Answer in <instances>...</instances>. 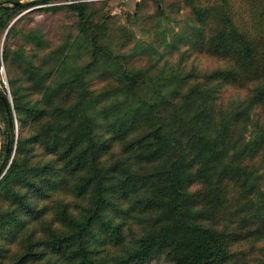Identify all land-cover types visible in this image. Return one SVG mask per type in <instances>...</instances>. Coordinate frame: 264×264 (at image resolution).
<instances>
[{
    "label": "trees",
    "instance_id": "1",
    "mask_svg": "<svg viewBox=\"0 0 264 264\" xmlns=\"http://www.w3.org/2000/svg\"><path fill=\"white\" fill-rule=\"evenodd\" d=\"M60 1L0 0V33L13 36L24 9L53 4L42 10L76 15L91 48L70 73L60 59L68 44L47 52L50 69L35 62L51 45L38 31L25 34L37 57L4 49L26 79L9 81L14 105L0 88V264H264L237 229L214 223L240 196L255 206L246 238L264 240V125L253 122L264 110V0L177 4L189 15L180 41L221 64L184 59L182 73L152 82L149 99L144 71L101 42L92 3ZM230 89L247 96L221 107ZM16 120L30 130L17 141Z\"/></svg>",
    "mask_w": 264,
    "mask_h": 264
},
{
    "label": "rangeland",
    "instance_id": "2",
    "mask_svg": "<svg viewBox=\"0 0 264 264\" xmlns=\"http://www.w3.org/2000/svg\"><path fill=\"white\" fill-rule=\"evenodd\" d=\"M37 1V0H30ZM82 2L92 3L89 14L95 24L101 25L99 36L101 42L107 47L114 50L116 54H121L127 61L130 69L144 71L146 79L141 94L148 99L153 94V81L163 80L174 74L183 72L181 61L186 65H195L201 69H214L221 62L212 59L203 54L195 53L188 50V47L180 41L179 35L187 28L188 11L179 9L177 4L183 0H81ZM145 1L146 8L140 12V15L134 16L137 12V6ZM26 3L27 1H22ZM72 1L62 0L54 3V5L65 6ZM157 5L162 9V14L158 15ZM46 4H37L35 6L24 9L14 20L15 34L7 36L9 31L0 33V80L3 86L1 90L7 95L11 104L14 105L11 93V78L26 79L22 70L17 66L5 64L3 60L4 49L10 48L15 52L22 49L27 58L35 56L34 44H27L25 34L34 30L40 32L46 42H50L48 51L43 52L37 60V64H44L46 68H51L50 57L47 52L58 49L68 44V48L60 59L66 62L67 73L75 68H80L88 64L90 58V46L83 41L79 29V19L76 15L67 10H61L57 14L42 10ZM12 22V23H13ZM37 57V56H35ZM62 76L57 74V80ZM104 81V80H103ZM24 83V82H23ZM25 87L27 85L23 84ZM98 87L102 84L99 82ZM221 93H224L221 92ZM28 100H36L39 95L26 91ZM246 91L230 89L221 99L215 101L221 104V107H228L232 102L240 100L239 97H246ZM264 110L259 109L253 115V122L258 121L260 126L264 125ZM0 110V128L4 129V120L1 117ZM16 116V115H15ZM246 136L254 134V126L250 127ZM29 127L23 128L18 120H16V140L19 137L29 134ZM3 143H5L3 139ZM16 155V153H14ZM13 155V157H14ZM262 180L264 183V169L261 170ZM247 200L240 199V196L230 198V203L226 205L222 217H218L214 223L216 227L223 230L224 228L237 229L239 231V239H247L241 245L247 252L251 253L252 259L258 262L264 261V240L246 238L247 233L252 230L254 218V208L249 209ZM242 232V233H241ZM257 242V243H256ZM240 246V245H239ZM150 264H169L166 259L160 258Z\"/></svg>",
    "mask_w": 264,
    "mask_h": 264
},
{
    "label": "water",
    "instance_id": "3",
    "mask_svg": "<svg viewBox=\"0 0 264 264\" xmlns=\"http://www.w3.org/2000/svg\"><path fill=\"white\" fill-rule=\"evenodd\" d=\"M19 5H23V2H15L12 4V6H19ZM10 101V100H9ZM11 103V102H10Z\"/></svg>",
    "mask_w": 264,
    "mask_h": 264
}]
</instances>
